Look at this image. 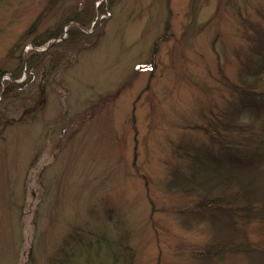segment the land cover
<instances>
[{"label": "rangeland", "instance_id": "374dc122", "mask_svg": "<svg viewBox=\"0 0 264 264\" xmlns=\"http://www.w3.org/2000/svg\"><path fill=\"white\" fill-rule=\"evenodd\" d=\"M263 42L264 0H0V100L21 63L19 81L29 79L33 53L44 66L23 94L38 112L19 102L0 123V264H63L49 259L68 233L81 236L76 246L112 235L128 264H264V218L247 227L251 255L199 256L215 237L208 216L194 212L196 195L168 186L195 165L189 155L225 159L219 141L241 139L198 128L219 121L210 109L260 138L254 105L232 85L260 89ZM199 179L212 196L224 188ZM84 250L76 264H114L107 241Z\"/></svg>", "mask_w": 264, "mask_h": 264}, {"label": "trees", "instance_id": "16d2710c", "mask_svg": "<svg viewBox=\"0 0 264 264\" xmlns=\"http://www.w3.org/2000/svg\"><path fill=\"white\" fill-rule=\"evenodd\" d=\"M81 25L86 26L85 23ZM167 29L168 27L166 30ZM73 31V29L70 30V33H73ZM60 35L61 31H57L49 35L48 38H54ZM48 38L36 41L35 46L37 47L45 44ZM262 44L264 45V42ZM40 55L41 54L33 53L31 57L27 59L26 63L28 64V67H30V71H28L29 79H25L20 83L10 80L5 81L0 100V105H5L2 110H0V123L12 122L9 119V112L18 110V108H20L19 102H23L24 106L22 105L23 107H21L23 108V113L31 111L38 112V106L36 104L34 110L35 105L30 108L26 102L24 103V101L27 100V96H23V94L26 91L29 92V82L34 75L32 69H35V67L41 69L44 68L43 65L40 66L36 61V59H41ZM22 69L23 67L21 63L11 72L14 80H18L22 77ZM261 72H264V66H256L255 76L253 78L254 81L252 82L254 85L255 83H258V87H260L259 90H255L251 84H249V91H247L245 87L236 85H232V87L233 89L240 91V93L249 100L248 105L245 101V106L254 105V109H250V107L248 109L253 116L252 120L258 121V125H260V128L264 133V76L261 75ZM7 73V70L0 68V78ZM45 93L46 87L40 82L35 95H33V99L35 101H41L45 96ZM208 112H211V116L217 118L219 121L212 122V120L208 119L206 121L207 127L200 126L198 128L205 132L208 130L212 131L208 133L212 140H221L215 136L214 132L216 134L217 132L213 131V129L218 130L219 128L223 129L227 134L229 133L228 131L234 128V130H238L242 133L241 139H234L231 140V142L227 140L228 143L219 141L220 144L224 143L222 149L226 155L225 159L219 160L214 156L200 159L199 157H192L189 155L190 160H192V163H195V165H190V167L188 166L184 169L177 168L173 172V175H175L176 178L172 180L168 186L196 195L198 198L196 201V209L198 211L194 210V212L203 216H208L207 221L211 223L210 230H213V236L215 237L210 243L211 245H207L202 251L196 252L197 255L202 256L203 253H207L211 257H215L216 260L219 257L223 258L226 255H237L240 253L251 255L253 250L251 248L252 243L248 238L247 227L253 221L264 218V202L255 199L257 193H259L260 190H263L262 186L264 183V161H262L264 158V135L262 133L260 138L257 139L254 144L249 138L254 136L253 132L255 125H252L250 128L246 126L235 127L232 119L227 118L221 120L222 117L215 115L212 109ZM192 127L197 128L196 126ZM185 152L187 153V151ZM202 172L210 173L212 179H216L218 182L224 184V188L219 195L212 196L210 182L199 179V175ZM103 214H109L107 219H112L113 217L112 210L110 211V209H106ZM219 222H221V224H219ZM105 223L109 224L108 222ZM115 226L116 227H114L113 230L122 227V225ZM66 236L65 243L63 241L59 247L57 246L53 255H51V258L49 259V262L59 261L62 255L67 258V261L63 264H76V251L79 248L86 247L88 250H84L85 252L83 255H91L98 243L101 241H107L109 245H112L114 248V264H128V261L125 263L122 261L123 258H126V256L128 257V250L126 248L123 249V245L119 244L120 250L118 251L116 248L118 243L115 245L113 239H110L112 235L108 237L99 235V238L95 241L83 243L79 246H76V242L83 241L79 234L68 233ZM213 243L217 244L214 245ZM72 244L73 246H71ZM69 247L70 250L68 249Z\"/></svg>", "mask_w": 264, "mask_h": 264}]
</instances>
